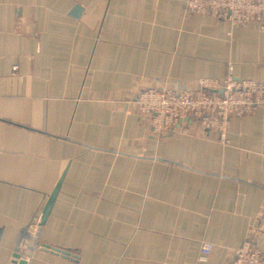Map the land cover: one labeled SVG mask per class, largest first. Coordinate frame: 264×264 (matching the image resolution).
I'll return each mask as SVG.
<instances>
[{"label":"crops","instance_id":"1","mask_svg":"<svg viewBox=\"0 0 264 264\" xmlns=\"http://www.w3.org/2000/svg\"><path fill=\"white\" fill-rule=\"evenodd\" d=\"M228 76L264 83L260 24L185 0H0V264H227L245 241L264 253V106L224 146L192 120L157 136L136 105Z\"/></svg>","mask_w":264,"mask_h":264},{"label":"built area","instance_id":"2","mask_svg":"<svg viewBox=\"0 0 264 264\" xmlns=\"http://www.w3.org/2000/svg\"><path fill=\"white\" fill-rule=\"evenodd\" d=\"M185 8L190 14L228 21L234 27L258 23L264 29V0H185ZM12 74L19 76L20 69L14 66ZM136 105L141 115L150 118V128L157 136L170 135L192 120L215 133L221 144L230 146L232 120L252 115L264 106V83L234 76L224 80L201 78L192 90H144L137 96ZM212 250V245H203V260ZM227 264H264V253L253 242L245 241Z\"/></svg>","mask_w":264,"mask_h":264},{"label":"water","instance_id":"3","mask_svg":"<svg viewBox=\"0 0 264 264\" xmlns=\"http://www.w3.org/2000/svg\"><path fill=\"white\" fill-rule=\"evenodd\" d=\"M81 12H82V8L80 6H77L73 13H72V16L75 17V18H79L80 15H81ZM63 181H64V176L62 177V179L59 181V183L57 184L56 188L54 189L53 193L48 197V200L41 212V215L38 219V226L40 228L44 227L53 211V208L55 206V203H56V200L58 198V195H59V192L61 190V187H62V184H63ZM45 250H53L57 253H63V255H69L67 252H61V250H58V249H51L49 248L48 246H44L43 247ZM15 258L17 260H20L21 259V256L20 255H16ZM20 264H26V262H20Z\"/></svg>","mask_w":264,"mask_h":264}]
</instances>
